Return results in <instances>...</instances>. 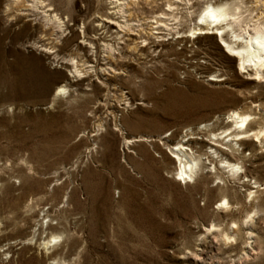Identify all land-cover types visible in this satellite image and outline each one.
Wrapping results in <instances>:
<instances>
[{"label": "rangeland", "instance_id": "374dc122", "mask_svg": "<svg viewBox=\"0 0 264 264\" xmlns=\"http://www.w3.org/2000/svg\"><path fill=\"white\" fill-rule=\"evenodd\" d=\"M46 1L60 28L46 9L5 14L12 0H0L1 27L32 25L5 41L19 56L4 72L26 71L23 85L0 71V264H201L200 250L204 264H264V77L192 35L207 3L239 5L250 22L262 0H139L130 23L168 9L174 29L123 40L105 24L110 0ZM233 112L250 115L246 136L228 137L242 133ZM188 139L200 154L182 183L172 147ZM247 245L259 254L246 259Z\"/></svg>", "mask_w": 264, "mask_h": 264}, {"label": "bare ground", "instance_id": "6f19581e", "mask_svg": "<svg viewBox=\"0 0 264 264\" xmlns=\"http://www.w3.org/2000/svg\"><path fill=\"white\" fill-rule=\"evenodd\" d=\"M138 1L139 0H110L112 9V12H110L111 18H107V22H105L106 20L103 19L102 22L104 21L105 24L108 23V25H114L117 31L115 33V36L116 38H118V40H123V37L119 35L128 34L135 35L141 38L142 35H161L162 33H164V31H166L168 34L171 29H174L169 28L166 24V22L169 21V18H172L171 15L166 13L168 9L166 10V12L164 11L162 12V14L151 17L150 19H140L137 20L136 23H130L132 13L129 10V7H131V5L135 6ZM142 1L143 3L154 2V0ZM97 3L99 5L100 1L97 0ZM260 3H262L260 5L262 7V10H264V0H262ZM166 6H168L169 9L171 8L168 0ZM7 7L8 8H6L4 11L5 14L9 12L12 7H15L17 9L16 11L24 10L28 12L26 13L27 15H31L40 8L46 9L44 11L45 20L48 23H57L58 27L60 28L61 19L57 16V14H50L54 12V8L51 4L47 3L46 0H12L10 6ZM33 16H35V14H33ZM31 26L32 25L28 22H24L23 26L21 25V27H18V29L14 30L11 28V26H0V71L3 72L2 79L4 80V83L9 84L10 86L23 85L26 71L24 72L23 70H18L16 78H12L8 72H4L3 67L7 65L12 66V64H14L6 63L8 52L16 56V59L19 56L9 48L4 51L6 47L5 41L9 40V43L13 45L18 39H20L22 35L28 34L29 28H31ZM192 35L214 36L218 39V44L224 50V53L229 56V58L237 61L238 70H242V72H254V74L252 75L255 76V80L264 77V75H262L264 74V12H261L260 16H258L255 21L245 22L241 12V7L239 5L232 6L227 2H219L217 4L207 3L197 18L196 27L192 30ZM145 41L146 39L143 42ZM108 48L113 52L115 50L112 48V46H108ZM116 54H119V51H116ZM16 64H19V62H16ZM69 72L70 74L75 76L81 75L83 71L76 67L75 64H73L72 69ZM30 79L31 83L33 84V78ZM66 90V88L61 87L59 88L58 93L64 94ZM249 117L250 115L247 114L233 112V114L229 117L230 122H234L236 124L235 128L237 130H242V133H235L234 130L228 135V137H238L239 135L246 136L248 134L246 132V129L248 128ZM227 131L225 130L224 132L227 133ZM202 134H207V131L204 130V133ZM261 134L264 133H262L261 131L259 135ZM190 135L192 136L193 134ZM210 136L211 137L208 141L210 151L215 155H217V152L225 153L217 146V143L220 140V138H218V135L210 132ZM255 138H258V136H256ZM190 139H192V137ZM190 139L181 141L177 145H174L172 147V153L176 157L180 165V172L176 174V176L179 177V180H175L177 182L182 181V183H185L186 179L192 180L194 174H196L194 171V167L196 165V160L199 159L198 155L200 154V152L194 151L191 148ZM238 140L240 141V139L235 138L233 140L230 139L229 141L237 142ZM227 168L231 169L230 171L238 170V167L234 164H227ZM227 205L228 202L223 199V206ZM183 214L184 216L189 217L190 211L188 209H184ZM208 231L210 232L213 230L208 229ZM224 238L226 239L225 241H229L232 239V237H229L228 234H225ZM217 239L218 237L216 235L212 237V239L210 240L209 248L213 249L214 247H217ZM234 240L235 238H233L232 241ZM255 243L253 242V246H255ZM247 244L249 243L247 242ZM251 246H246L247 248H249V253L245 252L244 254L246 259L259 254V249ZM209 252L210 251L207 250H200L198 253H192L190 258L194 262L204 264V262L209 260Z\"/></svg>", "mask_w": 264, "mask_h": 264}]
</instances>
